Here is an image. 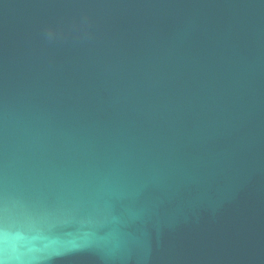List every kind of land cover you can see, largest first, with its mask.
I'll return each mask as SVG.
<instances>
[{"label":"water","instance_id":"1","mask_svg":"<svg viewBox=\"0 0 264 264\" xmlns=\"http://www.w3.org/2000/svg\"><path fill=\"white\" fill-rule=\"evenodd\" d=\"M0 264H264V0H0Z\"/></svg>","mask_w":264,"mask_h":264}]
</instances>
